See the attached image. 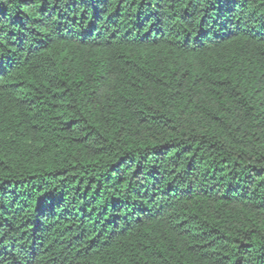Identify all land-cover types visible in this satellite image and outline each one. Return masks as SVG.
<instances>
[{
  "label": "trees",
  "instance_id": "trees-1",
  "mask_svg": "<svg viewBox=\"0 0 264 264\" xmlns=\"http://www.w3.org/2000/svg\"><path fill=\"white\" fill-rule=\"evenodd\" d=\"M0 264H264V0H0Z\"/></svg>",
  "mask_w": 264,
  "mask_h": 264
}]
</instances>
